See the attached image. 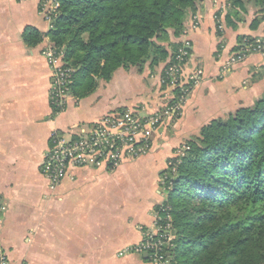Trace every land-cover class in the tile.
<instances>
[{
	"label": "crops",
	"instance_id": "crops-1",
	"mask_svg": "<svg viewBox=\"0 0 264 264\" xmlns=\"http://www.w3.org/2000/svg\"><path fill=\"white\" fill-rule=\"evenodd\" d=\"M212 1H201L186 20L188 26L194 16L201 17L200 26L189 33L190 65L205 73L180 119L187 134L238 106L253 104L264 93V54H251L220 75L221 61L242 36L264 35V14L254 27L253 15L261 14L248 4L233 23L225 14V30L219 32ZM228 6L218 8V19ZM27 28L48 31L37 1L0 0V243L10 264H157L148 252L132 249L156 230L157 211L166 199L165 171L187 140L183 134L170 140L159 127L149 132L148 153L113 169L105 163L74 168L57 186L43 163L54 134L77 137L120 109L154 111L162 101L160 82L155 77L145 83L146 73L120 68L110 81H99L92 93L56 112L50 99L54 74L42 55L47 41L27 44ZM180 40L168 49L174 50ZM125 87L127 93L113 101Z\"/></svg>",
	"mask_w": 264,
	"mask_h": 264
},
{
	"label": "trees",
	"instance_id": "trees-1",
	"mask_svg": "<svg viewBox=\"0 0 264 264\" xmlns=\"http://www.w3.org/2000/svg\"><path fill=\"white\" fill-rule=\"evenodd\" d=\"M201 1L61 0L53 28H27L24 40L49 37L64 49L76 70L71 92L81 98L120 68L166 61L163 42L183 33ZM249 3L264 11V0H227L226 17ZM181 148L165 171L173 264H264V93L204 124Z\"/></svg>",
	"mask_w": 264,
	"mask_h": 264
},
{
	"label": "built area",
	"instance_id": "built-area-1",
	"mask_svg": "<svg viewBox=\"0 0 264 264\" xmlns=\"http://www.w3.org/2000/svg\"><path fill=\"white\" fill-rule=\"evenodd\" d=\"M60 7L61 0H41V5L39 3V13L48 23V30L53 28ZM198 19L199 17L196 16L195 20L198 21ZM195 20L194 23L197 22ZM44 39L47 42L42 49V55L54 74L50 95L51 104L55 109L61 111L67 107L71 100L77 99L71 92L76 70L64 60L63 48L56 47L49 37ZM191 48L189 41L184 43L182 41L174 61L166 67V75L173 78L182 73L180 64L188 58ZM256 50H264V41L258 40L256 45L245 43L238 54L231 58V61L235 64L248 52ZM192 78L194 79V77ZM185 101L186 99L182 98L173 99L172 105L175 104V108H178L185 104ZM156 121L153 119L150 122L138 120L132 112L128 111L120 117L117 113L107 114L96 124L84 129L77 137H72L70 140H65L54 134L52 146L43 163V171L52 185L57 186L74 168L88 165L100 166L104 163L108 169L118 167L126 159L137 158L149 152L151 149L149 132L154 128L152 126L157 124ZM178 153L179 155L183 154V151L179 150ZM166 179L167 176L164 177V183H166ZM169 210L170 207L166 205L159 208L155 221L156 230L148 233L144 240L132 249V251L148 252L150 259L157 264H173L168 253V250L174 245L175 237L173 219ZM0 264H10L1 243Z\"/></svg>",
	"mask_w": 264,
	"mask_h": 264
},
{
	"label": "rangeland",
	"instance_id": "rangeland-1",
	"mask_svg": "<svg viewBox=\"0 0 264 264\" xmlns=\"http://www.w3.org/2000/svg\"><path fill=\"white\" fill-rule=\"evenodd\" d=\"M224 2H225L224 0L223 1L221 0V2H220V0H213L212 1L213 5L215 7H217L216 10H214L215 12H213V15L215 16V19L217 22L216 26H217L219 32H222L225 30V21H224L225 17H224V15L226 13L223 14L222 20H221L222 13H221L220 19H218V16H216V14H217V11L220 10V9L218 10V8H223L225 6V4L227 6V1H226V3H224ZM37 3H38V7H39V3L41 5V0H38ZM254 7L258 8L256 6H254ZM258 9L260 10V8H258ZM259 12H260L261 16H258L256 14L253 15V18L251 19L252 20L251 25H253L255 23L254 20L256 18L257 19L259 18L260 22L262 21V14H264V11L260 10ZM238 13H241V12H238ZM195 18L196 17L194 16L193 19L191 20V22L188 24V26H186L185 30L183 31V33L180 36L171 35L170 40L164 41L163 44L166 45L168 48V46L172 45V41H174L175 39H177L179 37H181L180 41H183V43L188 42V41L190 42L191 39L189 37V33L192 30L197 29L201 24V17L198 19V21L195 20ZM239 18L240 17H238V15L236 16V13H233V14H231L230 19L232 20V23H233L235 20H238ZM194 20L197 22L194 23ZM227 23H229V22H227ZM258 40L264 41V35L255 36V37H253V36H244L243 37L242 36L240 38L238 44H237V47L230 54H228V56L226 58H224L221 61L222 63L220 66V73H221L220 75L222 76V75L228 74L237 65L243 63L251 54H254V53L264 54V50L251 51V52H248L246 54V56L244 55V57L240 61L236 62L235 64L232 63V61H231V58L238 54V52L240 51L242 46H244L245 43L249 42L251 44L256 45ZM173 45H175V44H173ZM176 46L177 47L174 50L170 51L171 54L166 61H163L159 65H154V66L147 63L145 65V67L143 68V71H142L143 73H146L148 75L147 76L148 78H146L144 80L145 83H147L148 81L150 83V79L155 78V77L160 82V88H161L160 94H161V100H162L160 103V106L158 108H156L154 111H149V112H147V111L141 112L140 110L137 111L135 109L130 108V109H120L118 111H114V112H111L109 114H114V113L116 114L117 113L118 117H120V116L124 115L125 112L130 111V112H132L134 117L138 118V120H141V121H149L150 122L151 119H153L155 121H156V119H158L156 121L157 124L156 125L154 124L152 126L154 128L151 129L150 132L152 133L153 131L159 130V127H163L165 130L164 131L165 132V134H164L165 138H168L170 140L174 139V137L176 139L177 134H179V138H180V134L181 135L183 134L184 137L182 138V140H184L185 138L188 139L192 135L199 134V131L201 128L200 126H198L197 128L196 127L193 128L191 131L192 132L191 134H187L183 130L186 127L185 126L186 122H183L180 119L182 118L183 114L185 113V108H186L195 88L203 80L205 73H204L203 68L198 67V65H195V66L190 65V60H192V58H193V49L191 48V53L188 56V58L180 64L181 68H182V73L174 76L173 78H170V76L166 75L165 74L166 67L174 61V58L177 54L178 44ZM161 65H163V67H164L163 71H161L162 68L159 69V67ZM126 70H132V68L126 69ZM199 71H202V73H199ZM116 72L114 73V75L116 74ZM192 77H194V79ZM105 82H108V81L100 80V84L105 83ZM119 89H121V92L119 94H116L115 98H113L115 100H113V101H116L117 99L122 98L123 94L125 92L127 93L128 88L125 87L123 89L122 88H119ZM180 98H182L184 100L186 99V101H185L186 103L182 104L181 107L175 108V104L172 105V100L173 99L179 100ZM105 99H106V105L111 103V102H109L110 98L108 97V93H106V87H105ZM187 99H188V101H187ZM174 108H175V110H174ZM182 132H184L185 135ZM161 136H162V134H161ZM70 138H71L70 134H66L64 136L65 140H70ZM180 150H182V148ZM177 153L178 152H176V155H177ZM178 155H179V153H178ZM138 174L140 175L141 173L139 172ZM140 178L142 179L143 177L141 176ZM118 185L121 187V189H123L125 187V186L120 185V184H118Z\"/></svg>",
	"mask_w": 264,
	"mask_h": 264
},
{
	"label": "water",
	"instance_id": "water-1",
	"mask_svg": "<svg viewBox=\"0 0 264 264\" xmlns=\"http://www.w3.org/2000/svg\"><path fill=\"white\" fill-rule=\"evenodd\" d=\"M145 255H147V254H145Z\"/></svg>",
	"mask_w": 264,
	"mask_h": 264
}]
</instances>
